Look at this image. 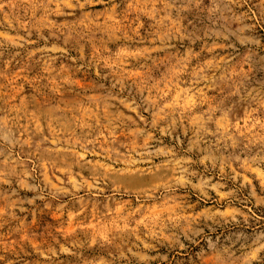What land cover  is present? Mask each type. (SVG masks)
Masks as SVG:
<instances>
[{
  "label": "rangeland",
  "instance_id": "1",
  "mask_svg": "<svg viewBox=\"0 0 264 264\" xmlns=\"http://www.w3.org/2000/svg\"><path fill=\"white\" fill-rule=\"evenodd\" d=\"M0 264H264V0H0Z\"/></svg>",
  "mask_w": 264,
  "mask_h": 264
}]
</instances>
